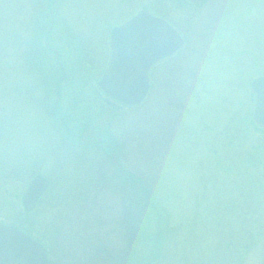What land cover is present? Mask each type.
I'll return each instance as SVG.
<instances>
[{
    "label": "rangeland",
    "instance_id": "rangeland-1",
    "mask_svg": "<svg viewBox=\"0 0 264 264\" xmlns=\"http://www.w3.org/2000/svg\"><path fill=\"white\" fill-rule=\"evenodd\" d=\"M142 8L186 44L152 67L141 105H106L93 89L110 31ZM47 31L56 55L38 56ZM11 55L20 63L4 66ZM65 71L61 123L45 89ZM258 76L264 0H0V223L37 238L49 264H146L159 235L152 264H264ZM38 175L47 192L27 212L21 195Z\"/></svg>",
    "mask_w": 264,
    "mask_h": 264
},
{
    "label": "water",
    "instance_id": "water-1",
    "mask_svg": "<svg viewBox=\"0 0 264 264\" xmlns=\"http://www.w3.org/2000/svg\"><path fill=\"white\" fill-rule=\"evenodd\" d=\"M182 43V37L163 19L145 10L138 11L111 30V60L98 82L99 87L108 98L126 106L141 104L150 90L152 65L171 57ZM250 83L255 94L252 118L256 125L264 128V77ZM47 187V181L40 177L29 182L22 197L27 211L35 207ZM0 264H46L45 249L15 227L0 223Z\"/></svg>",
    "mask_w": 264,
    "mask_h": 264
},
{
    "label": "flooded vegetation",
    "instance_id": "flooded-vegetation-1",
    "mask_svg": "<svg viewBox=\"0 0 264 264\" xmlns=\"http://www.w3.org/2000/svg\"><path fill=\"white\" fill-rule=\"evenodd\" d=\"M43 2H45L46 0H42ZM176 4H179V5H182L183 3L184 4H188L190 5L191 4V9H194V10H198L200 9L205 3L207 2H211L212 0H174ZM49 14L51 12V10L49 9L48 10ZM196 12V11H195ZM42 13L45 15L46 14V9L42 11ZM38 17V16H37ZM165 19V18H163ZM168 23H171L169 22L167 19H165ZM172 24V23H171ZM173 25V24H172ZM174 26V25H173ZM175 27V26H174ZM176 28V27H175ZM49 31L47 32H44L42 33V36H38V34L35 36V43H34V47H35V51L38 52V56L40 55V52H42L43 50H46L49 54H54L56 55V49L55 48H52L50 47V41L48 39V33ZM45 39L44 40H42ZM44 45V46H43ZM42 50V51H40ZM19 54L22 53V51H20V49L16 50ZM34 52V51H33ZM34 55V54H33ZM20 56V55H19ZM18 61V55H11L10 57H5L4 58V61H2L4 63V66L6 67H9V64H17V63H20V62H17ZM35 64V63H34ZM67 74H69V72H61V74L57 77H55V74H50V77L49 79H51V82H53V85H52V88L51 90H47L45 89V93H46V97H45V100L48 101V99H50L51 95L54 93L55 94V101H53L52 103L49 104L48 106V109H49V114L51 115V118L54 120V119H59L60 118L58 116H56V111H59L61 110V104L59 103L60 102V89H61V85L62 83L64 84V82L66 81V78L67 77ZM54 79V80H52ZM48 84V82H47ZM47 84L45 83V86H47ZM94 90V89H93ZM96 90L93 91V94L95 95L96 94ZM52 93V94H51ZM253 94H250V101L253 102ZM60 122L62 123V119L60 120ZM105 143V141H104ZM108 144H106V150H109L108 147H107ZM116 167L118 168L119 167V164H115ZM33 178V177H32ZM7 191V189L5 190ZM8 192V191H7ZM22 198V197H21ZM22 201V200H21ZM22 205L23 207L25 208L26 205L24 204V202L22 201ZM47 253V263L46 264H49L50 263V258H49V250L46 251Z\"/></svg>",
    "mask_w": 264,
    "mask_h": 264
},
{
    "label": "trees",
    "instance_id": "trees-1",
    "mask_svg": "<svg viewBox=\"0 0 264 264\" xmlns=\"http://www.w3.org/2000/svg\"><path fill=\"white\" fill-rule=\"evenodd\" d=\"M136 180H138V179H136ZM133 187H134V185H133ZM143 193H144V188H143ZM146 202L148 203V205L151 206V209L155 212L154 214L156 216H160V214L158 212H156V209H154L153 204L149 200H147ZM136 233H137V229L135 231V234ZM141 233H142V231H141ZM158 235H159V232H158L157 236ZM159 236L157 238H155L154 246L152 245V248H154L156 251H155V253H153V256L152 255L150 256L151 260L149 259V262H147L146 264H152L150 262H156V260H157L159 249L157 248L156 243L159 241V238H160Z\"/></svg>",
    "mask_w": 264,
    "mask_h": 264
}]
</instances>
